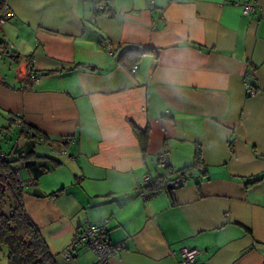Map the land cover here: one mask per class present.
Instances as JSON below:
<instances>
[{
	"label": "crops",
	"instance_id": "0c3cea01",
	"mask_svg": "<svg viewBox=\"0 0 264 264\" xmlns=\"http://www.w3.org/2000/svg\"><path fill=\"white\" fill-rule=\"evenodd\" d=\"M6 1L0 150L56 263L97 262L70 247L93 224L109 264H264V0ZM165 152L184 185L141 197Z\"/></svg>",
	"mask_w": 264,
	"mask_h": 264
},
{
	"label": "trees",
	"instance_id": "16d2710c",
	"mask_svg": "<svg viewBox=\"0 0 264 264\" xmlns=\"http://www.w3.org/2000/svg\"><path fill=\"white\" fill-rule=\"evenodd\" d=\"M98 4V3H96ZM8 14L6 0H0V20H5ZM99 13L98 15H101ZM98 17V16H97ZM0 49L7 54L6 47L0 43ZM147 50L132 51L135 54H144ZM31 128H25V134H30L32 138H39V133ZM135 134L144 144L146 131L134 127ZM30 156L11 160L3 155L0 150V250L7 251V264H57L51 255L40 232L28 218L24 207V187L19 180L17 163L28 160ZM200 152H197L195 163L181 170L185 173H192L195 168H200ZM166 176L151 179L150 184L145 188V192L157 195L164 190H168L167 178L171 171V164L165 169ZM204 171V170H203Z\"/></svg>",
	"mask_w": 264,
	"mask_h": 264
},
{
	"label": "built area",
	"instance_id": "2783aa9c",
	"mask_svg": "<svg viewBox=\"0 0 264 264\" xmlns=\"http://www.w3.org/2000/svg\"><path fill=\"white\" fill-rule=\"evenodd\" d=\"M149 3H153V0H148ZM252 6L248 3L243 6V13L245 15H248L250 11L252 10ZM99 13H107L109 15H113L112 9H111V2L108 3H98L95 5L94 8V14L92 16V21H94ZM5 23V20H0V26H2ZM104 49L108 53L109 56L114 55V49L113 46L110 43L104 42L102 43ZM4 58V53L0 49V63L3 61ZM138 69V66H134L132 68V74H135ZM36 77L33 75L31 76V80L35 81ZM55 156L60 155V151L55 150L54 151ZM170 164V158H169V153L165 152L162 153L159 156V165L163 169H166ZM201 171H203V167L200 168ZM151 177L146 174L142 181L139 184V190H140V195L143 198H146L147 194L145 192V188L150 184L151 182ZM21 185L24 187L25 184L21 183ZM104 225H93L90 224L87 226L86 231L84 232L83 235L75 239L70 246L71 248H74L76 246H81V247H86L89 250L93 251L96 256H97V262L95 264H109L111 258L122 249V247L119 246H113L109 242L102 241L100 239V236L102 235L104 231ZM179 256L181 258V263L180 264H200L197 262V256H198V251L195 249H190V248H183ZM68 258V255L66 256Z\"/></svg>",
	"mask_w": 264,
	"mask_h": 264
},
{
	"label": "water",
	"instance_id": "95a60500",
	"mask_svg": "<svg viewBox=\"0 0 264 264\" xmlns=\"http://www.w3.org/2000/svg\"><path fill=\"white\" fill-rule=\"evenodd\" d=\"M13 169H17V167H14ZM183 185H184V179H180L177 181H173V183H170L168 185V188L170 190H175V189H178L179 187H182Z\"/></svg>",
	"mask_w": 264,
	"mask_h": 264
},
{
	"label": "rangeland",
	"instance_id": "374dc122",
	"mask_svg": "<svg viewBox=\"0 0 264 264\" xmlns=\"http://www.w3.org/2000/svg\"><path fill=\"white\" fill-rule=\"evenodd\" d=\"M4 61V60H3ZM3 61H2V63H3ZM4 144V146H7V143L5 142V143H3ZM3 255V250H0V257Z\"/></svg>",
	"mask_w": 264,
	"mask_h": 264
}]
</instances>
